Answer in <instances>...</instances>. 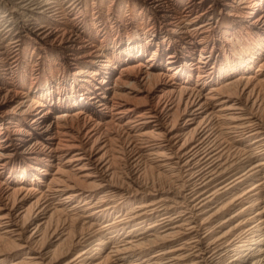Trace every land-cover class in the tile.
Masks as SVG:
<instances>
[{"label": "bare ground", "instance_id": "obj_1", "mask_svg": "<svg viewBox=\"0 0 264 264\" xmlns=\"http://www.w3.org/2000/svg\"><path fill=\"white\" fill-rule=\"evenodd\" d=\"M0 264H264V0H0Z\"/></svg>", "mask_w": 264, "mask_h": 264}]
</instances>
